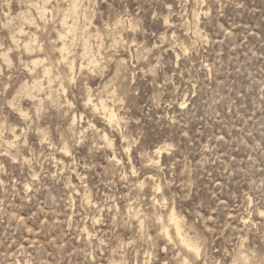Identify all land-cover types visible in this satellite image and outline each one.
<instances>
[{"label": "rangeland", "instance_id": "rangeland-1", "mask_svg": "<svg viewBox=\"0 0 264 264\" xmlns=\"http://www.w3.org/2000/svg\"><path fill=\"white\" fill-rule=\"evenodd\" d=\"M262 213L264 0H0V264H264Z\"/></svg>", "mask_w": 264, "mask_h": 264}, {"label": "bare ground", "instance_id": "bare-ground-1", "mask_svg": "<svg viewBox=\"0 0 264 264\" xmlns=\"http://www.w3.org/2000/svg\"><path fill=\"white\" fill-rule=\"evenodd\" d=\"M44 8V7H43ZM44 11H45V9H44ZM64 18V17H63ZM63 21V20H62ZM68 26V25H67ZM34 42H36V41H34ZM37 46V45H36ZM56 48H59V47H56ZM61 51V50H60ZM62 53V52H61ZM41 61V60H40ZM64 61V60H63ZM66 61V60H65ZM64 61V62H65ZM35 63V62H34ZM39 63V62H38ZM42 63V62H41ZM39 66H40V64H38ZM48 71H49V69H48ZM49 73V72H48ZM51 74V73H50ZM48 75V74H47ZM49 76V75H48ZM52 80V79H51ZM54 81H55V79H54ZM53 82V81H52ZM51 83V82H50ZM54 83V82H53ZM50 85V84H49ZM51 85H52V83H51ZM85 104H86V102H85ZM100 107V106H99ZM98 111V110H97ZM96 111V112H97ZM105 117V116H104ZM108 118H109V122L111 123L112 121H113V119L115 118L116 119V116H114L112 113H110L109 115H108ZM108 122V121H107ZM114 123V122H113ZM109 127H111V125H109ZM106 136V135H105ZM14 138V137H13ZM106 138V137H105ZM16 139V138H15ZM11 145H13V144H11ZM110 145V144H109ZM162 154H163V150L162 149H159L158 151H157V155H159V159L161 158V156H162ZM136 215V214H135ZM169 222H170V224L171 225H173L175 228H176V232H177V234H178V236H179V238L181 239V242H182V244L186 247V249L187 250H189V251H193V252H197L198 250H197V246H195L190 240H189V238H188V236L187 235H185L184 233H183V231H182V228H181V224H179L180 222L178 221V218H175V216L173 215V214H171V217L169 218ZM164 229V228H163ZM164 232H165V230H164ZM166 236L167 237H170V231H169V229H166ZM167 239H170V238H167ZM189 253V252H188Z\"/></svg>", "mask_w": 264, "mask_h": 264}, {"label": "snow or ice", "instance_id": "snow-or-ice-1", "mask_svg": "<svg viewBox=\"0 0 264 264\" xmlns=\"http://www.w3.org/2000/svg\"><path fill=\"white\" fill-rule=\"evenodd\" d=\"M262 215H264V213H262ZM186 264H187V262H186Z\"/></svg>", "mask_w": 264, "mask_h": 264}]
</instances>
